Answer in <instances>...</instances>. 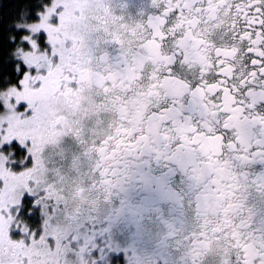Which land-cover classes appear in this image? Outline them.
Wrapping results in <instances>:
<instances>
[{"label":"snow or ice","instance_id":"snow-or-ice-1","mask_svg":"<svg viewBox=\"0 0 264 264\" xmlns=\"http://www.w3.org/2000/svg\"><path fill=\"white\" fill-rule=\"evenodd\" d=\"M0 264H264V0L18 5Z\"/></svg>","mask_w":264,"mask_h":264},{"label":"trees","instance_id":"trees-1","mask_svg":"<svg viewBox=\"0 0 264 264\" xmlns=\"http://www.w3.org/2000/svg\"><path fill=\"white\" fill-rule=\"evenodd\" d=\"M24 0H0V26H7L16 18L18 5H22Z\"/></svg>","mask_w":264,"mask_h":264}]
</instances>
